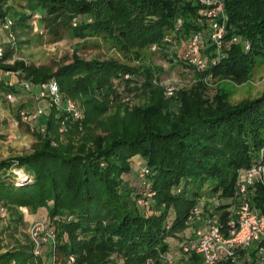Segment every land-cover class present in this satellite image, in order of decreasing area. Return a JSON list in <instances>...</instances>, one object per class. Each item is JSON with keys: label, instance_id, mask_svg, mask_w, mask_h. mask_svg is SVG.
Returning <instances> with one entry per match:
<instances>
[{"label": "trees", "instance_id": "1", "mask_svg": "<svg viewBox=\"0 0 264 264\" xmlns=\"http://www.w3.org/2000/svg\"><path fill=\"white\" fill-rule=\"evenodd\" d=\"M13 1L21 10L0 0V22L10 19L15 35L30 27L32 13L41 12L39 19L53 39L64 33L84 40L99 37L140 63L73 55L53 68L15 59L23 42L17 36L15 48L4 45L0 69L17 75L18 83L54 79L63 100L78 101L81 117L50 106L39 116L45 132L36 128L31 151L0 160V207L9 220L1 232L11 227L9 235H14L22 227L21 207L33 213L45 208L47 225L55 232L44 259L33 255L26 231L0 252V264H63L68 255L74 264H119L117 259L122 264H203L201 254L184 250L194 236L180 246L187 257L168 263V239L187 227L198 198L206 194L220 199L214 211L226 231L230 216L222 200L232 198L238 170L264 163V90L219 106L206 104L197 92H178L177 103L163 96L156 83L162 68L145 62L142 49L156 45L151 52L179 62L172 41L177 45L202 31L203 50L213 51L199 5L185 0ZM224 6V56L205 71L182 58L196 72V87L208 73L215 81H245L264 56V0H224ZM234 36L239 40L233 42ZM129 81L139 82L147 98L121 110L119 97ZM9 91L16 86L0 79V98ZM23 107L14 112L17 122H22ZM135 156L148 168L143 178L133 172ZM14 168L24 176L19 178ZM252 190L251 202L264 213V186L258 183ZM245 249L235 247V258Z\"/></svg>", "mask_w": 264, "mask_h": 264}, {"label": "rangeland", "instance_id": "2", "mask_svg": "<svg viewBox=\"0 0 264 264\" xmlns=\"http://www.w3.org/2000/svg\"><path fill=\"white\" fill-rule=\"evenodd\" d=\"M8 4H12L16 9L21 10V6L18 2L13 0H8ZM33 14V13H32ZM39 17L41 12H38ZM39 17L29 19L30 27L26 31L16 32L18 40L23 41L14 54L15 59H24L29 64L35 65H47L55 68L57 64L69 62L73 55L79 56L83 59H116L117 61L127 63L133 66H138L140 60L133 59L132 54H123L122 51L112 48L107 44L103 39L99 37H89L87 39H80L77 37H72L67 33H64L59 39H53L52 36L46 31L45 27L41 23ZM0 41L5 42L6 36L5 31L0 28ZM184 41L178 40L177 45L173 46L172 52L177 55V58L182 60L183 56ZM143 58L145 62L149 63L151 66H160L162 71L158 74L159 81H156L159 86L162 87L163 96L169 99H172L174 103H177L180 98L178 92L185 91L188 95L200 93L204 96L206 104L212 106H219L222 103H237L241 100L255 97L259 95L264 90V56L258 57L256 65L247 78V80L242 82H235L229 79H222L215 81L213 79L203 80L201 86L196 87V72L194 67L191 68L184 64L183 60L177 62L176 60L170 61L167 57H162L158 53L151 52L150 49H142ZM206 52L203 50V54ZM197 70V69H196ZM1 72L4 70L0 69ZM5 79L8 83L16 86V100L14 102H9L3 97L0 98V160L23 154L31 151L32 145L36 141L35 131L40 124L37 120L30 124L22 121L17 122L14 119V112L17 111L19 104H24V107L21 108V111L33 112L37 107H42L47 113L50 109L47 102L40 101L41 99L37 98L31 91L20 90V82L18 83V76L12 72L3 73ZM130 84L127 89L121 91L120 102L121 110L124 107L132 108L133 106L142 104L146 101V91L141 87L139 82L129 81ZM168 84L174 85L177 89L175 94L170 98L165 94V86ZM77 105L79 103L76 99H73ZM127 103V104H124ZM62 108V106H56ZM81 110V108H80ZM145 162L140 156H135L132 161V169L134 173H139ZM246 168H240L237 173L235 181V189L232 198L222 200L228 205L225 208H230L233 206L231 204H237L240 198L236 195L240 187V180L242 179L243 171ZM13 172L18 175L22 172L14 168ZM24 176V175H23ZM19 178L22 176L18 175ZM264 184L260 180H256L252 185L248 187V195L251 199L252 189L256 184ZM150 202V200H148ZM220 199L216 194H211L210 196H201L197 201L198 213L194 214L199 216L198 218L194 217L192 220H187V227L179 232L176 237H170L169 240V255L170 262L185 259L187 255L180 250V246L183 241L187 240V236H194L193 232L199 229H205L209 220L216 219L215 209L217 204H219ZM147 206V204H146ZM149 208V207H148ZM147 209V208H145ZM23 212V221L24 224L22 227H19L17 232H13L11 227L2 231V227L6 226L9 223L8 212L6 217H0V252L11 248L15 245L14 236L21 237L23 239L24 233L27 231L29 222L33 219H43L46 220V210L45 208H39L35 213L29 211L26 207L21 208ZM195 220H198L197 222ZM11 231V232H10ZM21 233V234H20ZM193 234V235H192ZM251 249L252 252H248ZM255 247L249 246L244 250V253L237 254L234 264H264L263 262H258L256 260ZM47 251V246H44L41 249L42 256L44 259L45 253ZM236 255V254H235ZM119 264H122V260L117 259ZM228 260H223L224 264H227ZM44 262V261H43ZM219 262V263H221ZM45 263V262H44ZM230 263V262H229ZM228 263V264H229ZM154 264V263H146ZM218 264V263H217Z\"/></svg>", "mask_w": 264, "mask_h": 264}, {"label": "built area", "instance_id": "3", "mask_svg": "<svg viewBox=\"0 0 264 264\" xmlns=\"http://www.w3.org/2000/svg\"><path fill=\"white\" fill-rule=\"evenodd\" d=\"M195 5H199L198 12L200 19L205 24L203 28L205 35L212 46V53L203 54V34L202 31L193 33L190 38L184 41L183 58L198 71L207 70L211 65H215L220 58L224 56L226 19L224 0H185ZM33 18H38V12L32 14ZM182 23L180 17L176 18V25ZM12 21L5 19L0 22V28L7 33L6 43L10 47L16 46V35L11 30ZM166 41L171 42L172 36H166ZM233 42L239 40L238 36L231 39ZM172 41V48L175 46ZM247 47V44H246ZM151 50H156L157 46L152 45ZM4 51V46L0 44V57ZM9 73V71H4ZM205 79H211V74L208 73ZM20 90L31 91L37 98L46 100L48 106H62L68 111L72 117L80 118L81 111L74 100H63L60 95L59 87L54 79L32 84L29 81L20 82ZM176 87L172 84L165 86V94L172 96L175 94ZM6 99L9 102L16 100L14 91L6 92ZM42 107H37L33 112L20 111L21 121L28 124L36 122L39 116L44 114ZM40 132H45V126H38ZM148 173V168L142 167L139 175L143 178ZM256 180L262 181L264 184V163L253 164L244 169L240 187L236 193L242 199H239L237 204L233 203L229 211V220L227 221L226 231L222 230L217 219L209 220L205 229L196 230L193 239L185 246V251H194L202 256L203 264H217L223 260H228L232 264L235 262V247L241 246L247 248L255 247L256 260L264 263V213L251 202L248 195V187ZM22 208V207H21ZM198 213V208L195 207L187 220H192L194 214ZM7 215L5 208L0 207V217L4 218ZM196 222L198 220H195ZM27 233L32 243V253L38 257L42 255L41 249L44 246H52L55 243V232L47 225L46 220L33 219L29 222ZM165 259L170 262V255L165 254ZM75 258L73 255H68L63 264H74ZM14 263V262H12ZM147 263H150L149 261Z\"/></svg>", "mask_w": 264, "mask_h": 264}, {"label": "crops", "instance_id": "4", "mask_svg": "<svg viewBox=\"0 0 264 264\" xmlns=\"http://www.w3.org/2000/svg\"><path fill=\"white\" fill-rule=\"evenodd\" d=\"M5 36H6V40H7V33L5 32ZM0 44L2 45V46H4L5 44H6V41L5 42H3V41H0ZM3 73H5V72H1L0 71V79H5V76H3ZM6 74V73H5ZM10 84V83H9ZM40 101H45L46 102V100H43V99H41ZM46 113V112H45Z\"/></svg>", "mask_w": 264, "mask_h": 264}, {"label": "clouds", "instance_id": "5", "mask_svg": "<svg viewBox=\"0 0 264 264\" xmlns=\"http://www.w3.org/2000/svg\"><path fill=\"white\" fill-rule=\"evenodd\" d=\"M18 175H20V176H23V173H22V172H20V173H18Z\"/></svg>", "mask_w": 264, "mask_h": 264}, {"label": "bare ground", "instance_id": "6", "mask_svg": "<svg viewBox=\"0 0 264 264\" xmlns=\"http://www.w3.org/2000/svg\"><path fill=\"white\" fill-rule=\"evenodd\" d=\"M23 177V176H22ZM20 180V179H19Z\"/></svg>", "mask_w": 264, "mask_h": 264}]
</instances>
